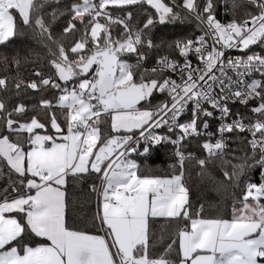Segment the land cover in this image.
<instances>
[{"label":"snow or ice","instance_id":"6c2138e0","mask_svg":"<svg viewBox=\"0 0 264 264\" xmlns=\"http://www.w3.org/2000/svg\"><path fill=\"white\" fill-rule=\"evenodd\" d=\"M224 3L71 0L61 7V0H0V46L30 37L50 57L51 74L35 71L38 80L26 87L61 93L55 105L40 101L48 110L44 121L33 115L21 122L25 106L9 112L0 101V161L11 181L0 199V264H264V49L251 48L264 45V0H247L253 11L226 21L217 11ZM230 7H238L236 0ZM130 8L144 10L138 27ZM189 19L199 35L163 31ZM231 49L241 55H226ZM152 54L155 66L146 68ZM0 60L18 67L21 53H0ZM7 87L8 78H0V89ZM229 102L247 108L254 121ZM53 107L62 111L63 125ZM102 124H110L106 133ZM238 139L248 145L243 156L229 147ZM190 144L206 155L187 151ZM159 147L170 151L171 175L145 173L135 159L159 155ZM192 161L202 171L218 162V190L244 179L231 219L202 218L203 206L189 211L184 177ZM257 168L258 183L246 175ZM93 176L96 231L90 233L68 224L66 185ZM160 218L177 228L156 252L152 226Z\"/></svg>","mask_w":264,"mask_h":264},{"label":"trees","instance_id":"16d2710c","mask_svg":"<svg viewBox=\"0 0 264 264\" xmlns=\"http://www.w3.org/2000/svg\"><path fill=\"white\" fill-rule=\"evenodd\" d=\"M71 0H61V7L67 5ZM170 3L172 0H166ZM238 7L231 8V0H225L223 5H220L217 9L218 17L226 21L231 19L233 14L237 19H243L247 12L253 11L251 5L247 3V0H236ZM147 7V6H145ZM133 12V25L138 27L140 23L145 18V13L143 9L130 8ZM227 10V15L225 11ZM48 11H51L49 8ZM111 11L117 15H125L120 9L111 7ZM154 11V10H153ZM67 20V16L60 18V23L63 24ZM163 29V26H158ZM181 28L183 29L181 31ZM115 32H119L120 28L116 27ZM164 32L169 35H185V36H195L199 33L197 29V24L194 19L186 20L185 23L180 27H174L173 25H168ZM71 37L65 42L70 43ZM31 50V52L29 51ZM15 51L21 53V62L17 67L10 62L5 64L0 60V78H8L7 89H0V101H3L6 105L7 111L11 112L13 107L18 104H23L25 106V116L21 118V122L30 120L31 116L36 115L41 121L47 120L48 110L40 107V101L42 99H48L55 105V98L58 97L57 91L48 87H41L38 89H31L26 87V85L32 80H38L34 75L37 70L42 71L45 75H50L53 71L49 67L50 57L47 55L46 49L35 43L30 37L18 38L17 41L9 45L7 49L0 46V53L11 54ZM168 54L167 52H161L160 55ZM175 56V54H173ZM23 57H27L24 59ZM155 54H152L147 59V63L155 62ZM171 58V57H170ZM17 81L21 82L20 89L15 87ZM158 99L163 100L162 96H158ZM251 104L257 103L256 101H251ZM236 111L240 112L246 117H251L254 121L255 116L249 112L247 108L243 105H236ZM51 112L55 114L58 122L63 125L64 116L59 108L53 107ZM248 121V120H247ZM50 128V125L48 126ZM102 132L106 133L110 127V124H102ZM40 133H44L45 130H37ZM27 136V133L23 134ZM234 135V134H233ZM240 137H247L245 133H240ZM230 148H236V155L243 156L244 151L248 150V145L246 140H237L235 143H229ZM187 151H192L197 157H200V149L190 144V148ZM159 155H157V150H154L151 154L146 157H135L138 164L141 166V170L145 173H151L156 175H171V169L168 167L169 164L173 163V158L171 157L170 151L164 147L158 148ZM237 162V161H233ZM218 162L213 161L209 164L206 170L202 171L195 163L186 162V174L184 177L185 184L189 188V202L192 207L189 209L191 213L200 209L203 206V211L201 213L202 218H226L231 219L232 215V205L234 201H239L242 197L241 189L244 187V179L242 178L240 182V187L233 186L229 184L226 190H218V183L223 180L220 168L217 166ZM231 171V169H228ZM198 173H200L198 175ZM211 174V176L208 175ZM250 176L253 182H259V169H253L246 173ZM215 177V180L212 179ZM12 180H15V176H12ZM98 181L95 177H86L83 180L76 182L69 181L66 185L67 187V208H66V218L70 226L88 231L90 233H95L96 229L93 227V216L97 211V198L96 194L90 190V183ZM8 187L9 193L11 192V181L9 180V171L6 166V162L0 161V199L3 198L5 192L3 189ZM261 202H264L262 200ZM237 206L239 204L237 203ZM177 228L175 222H168L164 218H160V222L152 226V232L154 233L153 241L156 243V252L163 251V248L170 243L172 239L175 238L174 233ZM163 236L164 239L161 242L160 237Z\"/></svg>","mask_w":264,"mask_h":264},{"label":"built area","instance_id":"2783aa9c","mask_svg":"<svg viewBox=\"0 0 264 264\" xmlns=\"http://www.w3.org/2000/svg\"><path fill=\"white\" fill-rule=\"evenodd\" d=\"M111 7L112 6H109V8H110V10H111ZM113 14L114 15H116V16H121V15H117V14H115L114 12H113ZM200 33H198V34H196V35H199ZM195 35V36H196ZM251 48H252V51H255V52H260L262 49H264V45H259V46H256V45H253V46H251ZM247 51V50H246ZM226 55H230V56H236V55H241V53L239 52V50H237V49H231V50H228L227 51V53H226ZM175 57L176 58H178V59H181L182 60V58H179V54L178 53H175ZM193 63L195 64V61H193ZM146 68H151V67H154L155 66V62H153V63H147V62H145V65H144ZM252 78H256V79H259V74L257 73V74H253V77ZM246 80H248V82H251L250 81V79H248L247 77H246ZM70 87H71V84L69 85ZM57 94H58V96L61 94L58 90H57ZM163 97V96H162ZM163 99H164V97H163ZM236 105H238V103H236V104H232L231 102H229V106L232 108V110H233V112H237L236 111ZM245 122L247 123L248 121L247 120H245ZM218 123V122H217ZM246 134V136H247V138H250V135L248 134V133H245ZM188 148H190V145H189V147ZM200 157H203L204 155H206L205 153H203L201 150H200ZM97 198V197H96Z\"/></svg>","mask_w":264,"mask_h":264},{"label":"water","instance_id":"95a60500","mask_svg":"<svg viewBox=\"0 0 264 264\" xmlns=\"http://www.w3.org/2000/svg\"><path fill=\"white\" fill-rule=\"evenodd\" d=\"M94 67H95V66H94ZM57 82L62 83V82H60V81H58V80H57ZM54 90L57 91L56 89H54Z\"/></svg>","mask_w":264,"mask_h":264},{"label":"crops","instance_id":"0c3cea01","mask_svg":"<svg viewBox=\"0 0 264 264\" xmlns=\"http://www.w3.org/2000/svg\"><path fill=\"white\" fill-rule=\"evenodd\" d=\"M240 206V205H239ZM239 206H237V207H239Z\"/></svg>","mask_w":264,"mask_h":264},{"label":"rangeland","instance_id":"374dc122","mask_svg":"<svg viewBox=\"0 0 264 264\" xmlns=\"http://www.w3.org/2000/svg\"><path fill=\"white\" fill-rule=\"evenodd\" d=\"M41 134H44V133H41Z\"/></svg>","mask_w":264,"mask_h":264}]
</instances>
